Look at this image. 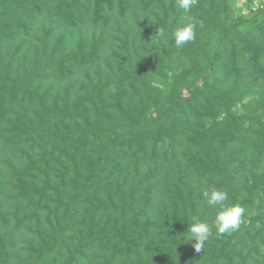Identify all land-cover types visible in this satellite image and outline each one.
Wrapping results in <instances>:
<instances>
[{
    "label": "trees",
    "instance_id": "16d2710c",
    "mask_svg": "<svg viewBox=\"0 0 264 264\" xmlns=\"http://www.w3.org/2000/svg\"><path fill=\"white\" fill-rule=\"evenodd\" d=\"M235 1L178 48L177 0H0V264H264V0ZM213 185L243 221L197 252Z\"/></svg>",
    "mask_w": 264,
    "mask_h": 264
},
{
    "label": "clouds",
    "instance_id": "9594fccd",
    "mask_svg": "<svg viewBox=\"0 0 264 264\" xmlns=\"http://www.w3.org/2000/svg\"><path fill=\"white\" fill-rule=\"evenodd\" d=\"M196 2L197 0H177L178 7L185 13V22L178 25L173 32L174 42L178 48L196 38L195 28L199 21L189 15ZM204 197L207 206L215 211V220L214 224H209L206 220L197 217L189 223L187 232L190 235L187 238L195 240L194 247L197 252L203 249L204 243L213 234V226L219 235L238 230L245 211L239 204L230 202L229 192L226 189L213 185L204 192Z\"/></svg>",
    "mask_w": 264,
    "mask_h": 264
},
{
    "label": "rangeland",
    "instance_id": "374dc122",
    "mask_svg": "<svg viewBox=\"0 0 264 264\" xmlns=\"http://www.w3.org/2000/svg\"><path fill=\"white\" fill-rule=\"evenodd\" d=\"M243 1H244V0H236V1H235L234 5H236V7H235L236 10H237V8H238L239 6H243V5H244L245 2H243ZM247 5H248V4H247ZM252 5H255V4H254V3H251V6H252ZM247 8H248V7H247ZM247 8H246V9H247Z\"/></svg>",
    "mask_w": 264,
    "mask_h": 264
}]
</instances>
